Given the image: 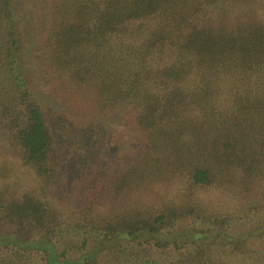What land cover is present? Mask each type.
Wrapping results in <instances>:
<instances>
[{
	"label": "trees",
	"instance_id": "16d2710c",
	"mask_svg": "<svg viewBox=\"0 0 264 264\" xmlns=\"http://www.w3.org/2000/svg\"><path fill=\"white\" fill-rule=\"evenodd\" d=\"M259 1L0 0V133L39 184L0 190V221L14 228L0 233V264H109L106 251L142 264L130 246L166 247L164 233L186 221L184 237L198 240L175 264H228L218 250L232 220L207 217L196 192L243 196L242 209L264 202L263 187L250 196L264 181V20L232 21ZM117 117L135 131L134 162L100 173L65 211L46 186L81 175L94 155L85 145ZM78 144L89 152L64 160ZM176 179L185 186L162 203ZM256 258L264 264V247Z\"/></svg>",
	"mask_w": 264,
	"mask_h": 264
},
{
	"label": "rangeland",
	"instance_id": "374dc122",
	"mask_svg": "<svg viewBox=\"0 0 264 264\" xmlns=\"http://www.w3.org/2000/svg\"><path fill=\"white\" fill-rule=\"evenodd\" d=\"M246 3L247 2H243L241 7L242 10L244 9V14H240L238 17H235V15L232 16V21H244V16L247 14L252 20H264V0L257 2L256 5H251V8H253L251 10H254L252 14L250 13L251 10H249V12L247 11L248 6H245ZM240 6L238 9H240ZM150 26L151 24L148 23L147 27ZM48 114L51 115L52 113L49 111ZM70 116H72L71 121L77 124L76 126H84V116L79 115V113L70 114ZM102 128V131H94L95 133L92 139L95 140L96 143L93 145H85L94 153L92 157L86 158L87 163L83 165V168L87 167V169L82 168L81 175L73 169L67 170L68 179L63 185H58V187L52 184L45 188V192L47 191L46 195L53 200L56 205H59L69 213L75 212L78 209L77 207L81 201L79 199V192L86 193V189H93L95 186L99 185L95 184V182L100 183L102 181L99 178H95L96 176L100 173L109 176L112 172H115L116 168H121L123 165L128 167L134 162L137 156L139 144L130 121L125 117H117L113 119V121L108 119L106 126ZM79 145L80 144L71 147L64 160H68L72 157L73 151ZM88 152L89 151H86V148L82 147V145L75 151L76 154L81 156L86 155ZM91 169L94 172V176L90 179L87 174ZM163 183L166 184L162 185L160 189V197L164 195L162 203L165 201L166 196L168 199H173L175 190L180 189L181 185L185 186L182 180L179 179L172 180L171 182L164 181ZM37 185L39 184L35 174L21 164L16 153L7 146L4 137L0 133V190L4 191L8 188L10 192H14L20 196L24 194V192L34 189ZM262 187L264 188V181L260 183L259 187L252 188L251 192L253 193L250 194V196H253V198L259 196ZM149 191L150 187L148 190L138 194L149 195ZM196 195L201 199L208 213L207 217L210 214L221 215L223 217H229L232 220L230 225L225 227L226 236L222 234L221 237V241L225 243L226 246L219 242V245H223L222 248L218 250V253H220L223 258L221 262L226 261L228 264H260L256 257L257 253L264 247V208L262 207L264 202L259 205H253V209H242L239 205H242L240 198L243 196H238L236 194L230 195L223 191L217 192L212 188H206L205 190L199 189ZM160 197L156 196L149 199L151 203H154ZM111 201L112 199L102 201L101 203L104 209H107V212L110 211V207L113 205ZM98 212H101V210ZM10 226L0 221V233L9 231V229L14 230V228H10ZM189 228H195V226L191 224V222L186 221L173 230L176 232L164 233L166 236L167 234L169 235L168 239H164L170 242L166 247L154 246V242H150L149 245L134 243L133 250L132 246H130L134 254L129 258H131L133 263L175 264L178 259L183 258L184 254L182 253H184L188 247H192L191 239L198 240L197 235L184 237V231H187ZM170 231H172V229H170ZM25 236L28 237V235ZM245 236L249 237L248 244L245 243V248L243 249V252L246 254H238V251L234 250L236 247L235 244L239 241V238H244ZM109 253L110 252L106 251L101 257L108 261L109 264H115L114 262L117 261L116 258L111 257ZM31 256L32 260L33 258L39 259L34 253ZM35 262L40 264L37 261Z\"/></svg>",
	"mask_w": 264,
	"mask_h": 264
}]
</instances>
